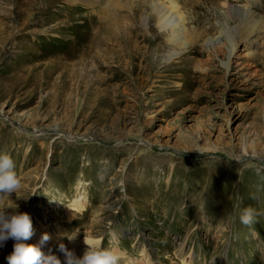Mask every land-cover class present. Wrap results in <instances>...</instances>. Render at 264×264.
Returning <instances> with one entry per match:
<instances>
[{
	"label": "rangeland",
	"instance_id": "1",
	"mask_svg": "<svg viewBox=\"0 0 264 264\" xmlns=\"http://www.w3.org/2000/svg\"><path fill=\"white\" fill-rule=\"evenodd\" d=\"M178 1L199 39L170 59L165 0H0V153L21 180L0 210L28 213L61 264V243L117 264H264V0H229L263 19L253 45L227 0Z\"/></svg>",
	"mask_w": 264,
	"mask_h": 264
},
{
	"label": "clouds",
	"instance_id": "2",
	"mask_svg": "<svg viewBox=\"0 0 264 264\" xmlns=\"http://www.w3.org/2000/svg\"><path fill=\"white\" fill-rule=\"evenodd\" d=\"M20 187L21 180L15 171L12 157L6 152L0 153V194L10 196ZM254 215V209L247 207L240 213V222L251 225L254 222ZM33 234L32 220L28 213L0 210V247H3L9 239L14 241L13 250L6 257L8 264H61V260L56 256L45 255L40 246L24 243ZM49 239L48 234H43L40 244H44ZM74 239L75 237L69 238V240ZM86 245L82 256L78 257L61 243L59 250L64 253L65 264H117L118 258L110 250L89 246L87 243Z\"/></svg>",
	"mask_w": 264,
	"mask_h": 264
},
{
	"label": "bare ground",
	"instance_id": "3",
	"mask_svg": "<svg viewBox=\"0 0 264 264\" xmlns=\"http://www.w3.org/2000/svg\"><path fill=\"white\" fill-rule=\"evenodd\" d=\"M165 1L167 2L166 7H163L162 4L160 5L159 4L160 2H154V4H151V8H152V11L154 12V15H156V18H157L156 22L158 24V28L161 30L162 36H163V38H166V41L164 42L165 46H168V49L170 48L169 50H171L168 55H169V58L172 59L174 56H176L179 53L181 55L187 48H189V46L192 47L194 44H196V42H198L199 37L195 36L192 39H190L188 37V29L186 27L187 22H186V19L184 18V16H186L187 14L185 15L182 12L183 7L180 6L179 1L178 0H165ZM190 1L192 2L193 6L195 8L197 7V3L202 5L204 2V0H201V1L190 0ZM91 3H92V6L95 4H98V0H91ZM108 5H109V0H105V6L107 7ZM224 5L228 9V12L231 15V19L233 21H235L240 27L239 39L243 43H246V44L249 43L250 45L251 44L253 45V41L251 40V37H253V36L256 37L257 33L261 29V26H263V25H261V24H263L262 23L263 19H262V21H260V19L258 18L257 14H256V12H257L256 9L250 10V12L249 11H243V10H235L233 12L232 8H230V6H229V0H227V2H225ZM259 13H261V14L264 13V6H262L261 10H259ZM193 31H194V29H193ZM229 42H230V53L232 54L238 48L239 42L238 43L234 42L232 37H230ZM159 49L162 50V48H159ZM145 50H146L145 52L141 51V53L143 54V61L142 62H144V60L148 61V59L152 56L151 50H149V49H145ZM148 67H149V65H147V67H144V68H142V70H140L141 73L144 75V78H141L142 79L141 83H142L143 87H145L147 85V83L149 82V79H145V74H146ZM109 95H111V94H109ZM103 99H105V98H103ZM150 104L151 103H148V105H150ZM146 107L147 106H144L143 109ZM190 132H192V131H190ZM82 198H83V196H80L79 198H77L75 200V202H76L75 206L76 207L79 205ZM42 232H43V230L40 229L35 234H33L34 237H32V239L34 240L35 244H37V245H41L40 240H41V237L43 235ZM49 237H50V239L47 242H45L44 244H42L43 246H47L54 239L50 235H49Z\"/></svg>",
	"mask_w": 264,
	"mask_h": 264
}]
</instances>
